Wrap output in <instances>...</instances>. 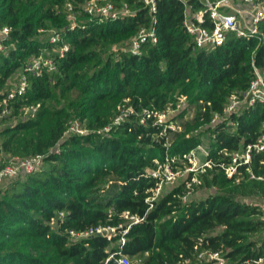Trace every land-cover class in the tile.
Masks as SVG:
<instances>
[{
  "label": "trees",
  "instance_id": "16d2710c",
  "mask_svg": "<svg viewBox=\"0 0 264 264\" xmlns=\"http://www.w3.org/2000/svg\"><path fill=\"white\" fill-rule=\"evenodd\" d=\"M85 1L0 0V26L9 28L0 38V111L6 99L4 118L17 117L0 128V152L44 154L41 168L0 183V264H113L107 258L119 248L125 212L140 217L120 248L137 264L193 263L203 250L231 264L264 260L263 210L238 195L240 186L264 193V149L251 156L255 177L239 167L241 185H229L236 173L224 171L230 153L262 132L264 101L224 109L255 68L264 76V18L257 32L228 30L214 47L195 48L183 19L187 9L202 10V24L211 26L203 0H155L154 10L144 0H106L126 13L103 20L83 10ZM68 4L79 18L74 26H65ZM50 26L62 27L67 48L51 53L55 69L25 72L34 55L59 46L41 36ZM142 27H152L156 41L134 53L128 44ZM23 72L26 92L7 99L10 77ZM181 94L189 96L185 108L159 120ZM28 105L35 111L24 114ZM72 119L82 132L68 131ZM205 131L209 164L199 176L215 191L182 201V179L147 200L158 165L186 160ZM99 224L116 233H69Z\"/></svg>",
  "mask_w": 264,
  "mask_h": 264
},
{
  "label": "built area",
  "instance_id": "2783aa9c",
  "mask_svg": "<svg viewBox=\"0 0 264 264\" xmlns=\"http://www.w3.org/2000/svg\"><path fill=\"white\" fill-rule=\"evenodd\" d=\"M186 2L187 0H182ZM149 5L150 10L155 9V0H144ZM208 7V15L211 21V26H205L203 22V11L198 10L196 12H190L189 9L185 12L183 24L187 32L191 35L193 40V46L195 48H211L221 43L228 30H234L237 34H245L249 32L258 31V22L264 18V0H203ZM84 10L92 17H97L99 20L117 17L121 12L126 13V10H119L114 7L110 1L106 0H86ZM68 8L71 9V4H68ZM242 20L244 22L242 23ZM74 25V24H73ZM71 25V26H73ZM8 26H0V33L2 36L8 34ZM49 39L59 44L58 47H53L50 51L43 50L40 53L34 55L28 65L25 72H39L41 68L45 66L47 69H55L56 63L51 55L52 52L63 54L67 48L66 43L61 42L60 36L57 32L51 34ZM145 41L154 42L156 36L152 27H142L138 30L135 37L131 40L129 49L134 53H140L141 44ZM1 47V43H0ZM23 72L19 76H16L17 83L14 88L8 90V98H12L15 95H23L26 92V73ZM256 101H264V76L255 68V77L251 80L249 87L243 91L242 95L232 94L225 106V113L238 112L244 106L253 105ZM4 106L0 111V115H8L10 109L5 105L7 100H4ZM36 105H28L23 108L24 114H30L35 111ZM167 112L157 113L159 120L164 119ZM217 119V115L214 116ZM68 131L82 132V128L75 123L70 125ZM200 147V144L198 145ZM264 149V122L262 124V132L253 142H248L230 153V161L225 165L224 171L228 176L234 175L241 165H245L246 170L249 171L251 177H255L250 169L249 163L251 161L252 153ZM193 150L187 155L191 156ZM186 155V156H187ZM44 154L35 153L29 156L13 155L8 159H5L0 155V183L6 179L16 178L24 176L27 173L33 172L41 168L44 164ZM209 163L205 162V165ZM159 169L156 170V174L160 175L158 183L151 189V194L147 197V200H155L161 193L164 184L174 183L175 179L180 176V170L177 167H172L169 162L159 164ZM185 175L181 178L186 181V190L180 196L182 201L189 200L192 196L193 186L191 182L194 179V174L190 180H187V174L189 171H193V168L187 167ZM189 170V171H188ZM237 174V173H236ZM180 181V180H179ZM264 217V207H263ZM61 214V212H59ZM125 216L129 219L121 230H119V238L117 239V251L110 253L108 258H112L113 264H131V260L128 254L121 251L122 245L126 241L125 233L130 228L131 223L140 219L137 215H128L125 212ZM121 226V224H119ZM114 226L96 225L91 226L82 231H75L69 229L70 235L74 238H83L94 234L106 235L108 238L111 234L116 233ZM264 233V232H263ZM206 258L208 260H206ZM224 256L221 252L203 250L198 252L197 258L193 263L184 264H223ZM182 264V263H181ZM250 264V263H249ZM251 264H264L262 257L251 262Z\"/></svg>",
  "mask_w": 264,
  "mask_h": 264
},
{
  "label": "rangeland",
  "instance_id": "374dc122",
  "mask_svg": "<svg viewBox=\"0 0 264 264\" xmlns=\"http://www.w3.org/2000/svg\"><path fill=\"white\" fill-rule=\"evenodd\" d=\"M83 10H84V7H83ZM66 18H67L68 22H67V24L65 26H71V25L79 22L78 16H76L75 13H73L71 11V9H69V12L67 13ZM243 22H244V20H242V23ZM61 28L62 27H55V26H50L48 28H44L41 31L42 32L41 36L43 38H49L51 36V34L61 30ZM135 35H136V33L131 37L130 42H129L128 45H130L131 40L135 37ZM1 37H2V35L0 33V38ZM17 74L18 73H14L10 77V79H9V89L10 88H14L15 84L17 83V80H16ZM188 102H189V96L186 95V94H181L179 96L177 104L175 106L172 105V107L169 110V112L166 113L163 118L164 119H168V118L174 116L175 114H177L178 112L183 110L185 108V106L188 104ZM188 114H189V112H188ZM188 114L185 113L184 117L186 115H188ZM4 116H7V115H0V128L5 126L6 124L11 123L12 121H14L17 118V117H15V118L14 117H12V118H4ZM75 123H78V121L76 119H72V121L69 124L75 126ZM202 129H204V128H202ZM209 138H210L209 132L205 131L202 134V142L200 144V147L197 146L196 148H194L192 153H191V156H189V155L186 156V158H187L186 160H178L177 159L176 161H179V164L174 166V167H177L180 170V176L175 179V181H174V183H172V185H174L179 180H181V178L185 175V173L187 171V169H186L187 167L193 168L192 172H193V174L195 176H194V179L192 181H194V184L196 185V186H194L193 191H192V196L191 197H193V198H203L208 193L213 192L216 189V187H214V186H207L204 183V181L199 176V173H201L203 171V169H204L203 166H205V162H206L205 155H206V151L208 149ZM0 155L3 156L5 159H8L9 157H11L13 155H18V154H9V153H6L5 151H2V152H0ZM159 168L160 167L158 165V169ZM249 177H251L250 174H249ZM240 179H241V177L238 174H236L234 176L233 182H231L229 185H241ZM248 179L249 178L246 176L244 178V181H247ZM172 185L164 184V186L162 188V193L165 192L167 189H169ZM246 187L249 188L250 185L247 184ZM241 192L245 193V195H241ZM238 195L240 196V198L242 200L250 202V203L255 204V205H259L263 209V207H264V193H262V191L260 189H259V192H257V190L249 191V189H245L243 186H240ZM222 255L224 256V254H222ZM206 260H208V259L206 258ZM131 264H137V263L133 262L131 260ZM223 264H231V261L224 256Z\"/></svg>",
  "mask_w": 264,
  "mask_h": 264
}]
</instances>
